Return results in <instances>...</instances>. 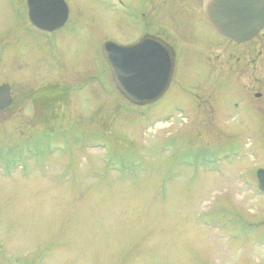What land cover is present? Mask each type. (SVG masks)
Segmentation results:
<instances>
[{"label":"rangeland","instance_id":"obj_1","mask_svg":"<svg viewBox=\"0 0 264 264\" xmlns=\"http://www.w3.org/2000/svg\"><path fill=\"white\" fill-rule=\"evenodd\" d=\"M64 1L46 36L0 0V264H264V51L254 81L205 27L138 107L104 58L127 41L107 0Z\"/></svg>","mask_w":264,"mask_h":264},{"label":"water","instance_id":"obj_2","mask_svg":"<svg viewBox=\"0 0 264 264\" xmlns=\"http://www.w3.org/2000/svg\"><path fill=\"white\" fill-rule=\"evenodd\" d=\"M31 23L53 32L66 22L68 10L63 0H28ZM207 20L218 37L233 43H247L264 28V0H204ZM106 61L119 92L137 105L158 102L168 91L175 56L156 42L142 40L132 46L112 42L104 45ZM10 86L0 87V110L10 107ZM258 188L264 193V170L257 172Z\"/></svg>","mask_w":264,"mask_h":264},{"label":"flooded vegetation","instance_id":"obj_3","mask_svg":"<svg viewBox=\"0 0 264 264\" xmlns=\"http://www.w3.org/2000/svg\"><path fill=\"white\" fill-rule=\"evenodd\" d=\"M63 2L68 10V16L65 24L56 31L47 32L36 28L31 23L28 0H25V13L29 26L46 36H51L54 32L65 28L69 22V8L64 0ZM106 7L108 12L112 14L113 18H117V23L116 26L113 25L111 36H124V38L127 39L125 42L112 39L114 43L123 46H132L142 40H150L156 42L162 51L167 49L171 57L173 55L175 56V66L170 87L172 86L173 79L175 78L179 53H189V51L194 50L192 46L197 45V42H202L203 36L200 32L203 31L205 27L207 29L210 28L213 35L217 36L207 20L204 11V0H107ZM258 36H264V28L254 39L242 44L232 43L217 36L219 40L229 42L236 46V52L238 53L237 61L239 62L237 72H242V67H244L247 69V72L255 75L254 81H256L259 77V56L260 53L264 51V44L261 43L262 41L264 42V38L261 42L257 41L258 44L255 45L256 38ZM251 43H254L252 47L247 46L242 48ZM197 50L199 49L197 48ZM208 50L206 52H208ZM110 72L114 82V75L111 69ZM10 90L12 103L7 109L3 111L0 110V114H5V112L12 108L15 104V98L12 94L11 87ZM39 95L41 94L37 91L33 92L32 101H35V98ZM41 96L40 99H45L47 103V99L50 97V94L46 95L43 93ZM260 97L261 96L259 94L256 95V98ZM138 107H147V105Z\"/></svg>","mask_w":264,"mask_h":264}]
</instances>
